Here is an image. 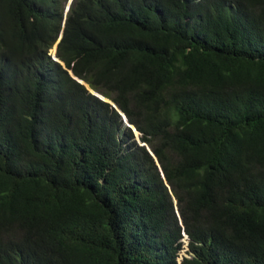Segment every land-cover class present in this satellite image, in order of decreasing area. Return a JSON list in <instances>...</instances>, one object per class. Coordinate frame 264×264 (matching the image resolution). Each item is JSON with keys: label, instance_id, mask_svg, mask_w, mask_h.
Returning a JSON list of instances; mask_svg holds the SVG:
<instances>
[{"label": "trees", "instance_id": "16d2710c", "mask_svg": "<svg viewBox=\"0 0 264 264\" xmlns=\"http://www.w3.org/2000/svg\"><path fill=\"white\" fill-rule=\"evenodd\" d=\"M66 2L0 0V264H178L184 230L264 264V0H73L57 61Z\"/></svg>", "mask_w": 264, "mask_h": 264}, {"label": "rangeland", "instance_id": "374dc122", "mask_svg": "<svg viewBox=\"0 0 264 264\" xmlns=\"http://www.w3.org/2000/svg\"><path fill=\"white\" fill-rule=\"evenodd\" d=\"M71 1L72 0H67V2H66V5H70L71 4ZM57 50V47H56V43L52 46V49H51V52H52V54H55V51ZM79 80H80V82H81V84H83L84 86H85V88L89 91V93H92L93 95H95V96H97V97H99L100 99H102L103 101H105V102H108V103H110L116 110H118L119 111V113L121 114V115H123L122 113H124L125 114V112L119 107V105H118V103L117 102H115L114 101V99H113V97H111V96H109V95H106V94H104V93H101L100 91L98 92V90H95L94 88H92L91 86H90V84L89 83H87L85 80H82V79H80L79 78ZM125 118H124V117ZM123 116H121L122 117V119H123V121H124V124L126 125V126H129V127H133V128H135L137 131H135V134H136V139L138 140H140V137L142 136V133L135 127V125H132V123H130L128 120V116L125 114V115H123ZM121 135H122V132H121ZM138 140V141H139ZM142 145H144V142H142ZM176 206H177V204H176ZM177 212H178V214H179V210H178V207H177ZM181 218V217H180ZM185 231V230H184ZM184 237H186V236H184ZM186 240V242L187 243H190V240H189V237L187 236L185 239H184V241ZM190 252H192L191 251V249H190V246H184V248L181 250V252L179 253V257H181V256H184V257H186V256H190Z\"/></svg>", "mask_w": 264, "mask_h": 264}, {"label": "clouds", "instance_id": "9594fccd", "mask_svg": "<svg viewBox=\"0 0 264 264\" xmlns=\"http://www.w3.org/2000/svg\"><path fill=\"white\" fill-rule=\"evenodd\" d=\"M72 2H73V0L71 1V4L70 5H66L65 6V10H64V20H63V26H62V30H61V32H60V34H59V36H58V39H57V41L55 42L56 43V47L58 48V44L60 43V41H61V39H62V35H63V27H64V25H65V20H66V17H67V14H68V12H69V10H70V7H71V5H72ZM54 43V44H55ZM51 49H52V47L50 48V50H49V55H51L55 60H57V61H60L59 60V58H57V56H56V53H57V50L55 51V54H52V52H51ZM77 79V78H76ZM79 80V79H78ZM80 81V80H79ZM123 115H125L124 113H122ZM122 115V116H123ZM124 117V116H123ZM125 118V117H124ZM133 130L134 131H137L135 128H133ZM139 140V139H138ZM139 143L140 144H142V142L139 140ZM178 213V212H177ZM184 236H188V234L185 232V231H183L182 232V238H181V242L183 243V246H182V248L180 249V251H179V253L181 252V250L184 248V246H189L190 245V243H187L186 242V240L184 241V239L186 238V237H184ZM189 237V236H188ZM190 240V239H189ZM179 253H178V256H177V261H178V264H182V261L185 259V258H190L192 255H193V253L192 252H190L191 254H190V256H186V257H184V256H181V257H179Z\"/></svg>", "mask_w": 264, "mask_h": 264}, {"label": "water", "instance_id": "95a60500", "mask_svg": "<svg viewBox=\"0 0 264 264\" xmlns=\"http://www.w3.org/2000/svg\"><path fill=\"white\" fill-rule=\"evenodd\" d=\"M62 37H63V35H62Z\"/></svg>", "mask_w": 264, "mask_h": 264}]
</instances>
